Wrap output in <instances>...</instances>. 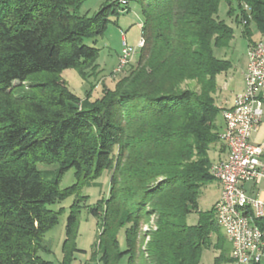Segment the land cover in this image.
Listing matches in <instances>:
<instances>
[{"label":"trees","instance_id":"16d2710c","mask_svg":"<svg viewBox=\"0 0 264 264\" xmlns=\"http://www.w3.org/2000/svg\"><path fill=\"white\" fill-rule=\"evenodd\" d=\"M85 1L0 0V264H52L39 253L64 210L49 206L70 197L77 199L67 218L65 262L84 252L76 244L78 198L106 171L109 195L91 210L102 221L96 254L103 264L124 257L128 264H200L210 247L218 252L215 264L234 262L215 207L203 213L198 206L201 189L215 179L211 147L223 141L219 77L233 68L215 55L235 39L219 11L226 1L251 40L253 26L264 34V0H127L141 4L145 45L130 74L95 102L72 93L62 73L84 76L99 67V49L88 42L124 7L116 0L89 17L80 14ZM27 82L29 90L19 93ZM41 164H59L56 179L48 180ZM70 170L76 183L61 189ZM194 212L199 222L190 226ZM151 217L155 228L144 234Z\"/></svg>","mask_w":264,"mask_h":264},{"label":"rangeland","instance_id":"374dc122","mask_svg":"<svg viewBox=\"0 0 264 264\" xmlns=\"http://www.w3.org/2000/svg\"><path fill=\"white\" fill-rule=\"evenodd\" d=\"M116 0H86L80 8L81 15L89 17L94 16L106 5L112 4ZM237 7L236 4H234ZM124 10L120 11L119 16L111 15V23L105 34L97 38L94 42L89 41L88 44L95 46L99 49L100 55L97 60V67L94 70L88 71L84 76L76 69H67L63 71L62 78L69 90L78 96L82 101L95 102L103 96L104 89L107 87L114 90L117 83L128 76L135 68L141 55V48L137 47L138 42L142 37V23L143 18L141 15V4L134 2L128 6H123ZM230 7L226 1H222L220 5L219 17L225 20L235 30V40L232 49H226L227 56L232 57L234 61V68L231 75L234 76L233 80H239V85L235 84L221 96V103L225 100H231L237 88L240 87L241 72L240 69L244 65V59L247 49V40L242 34L241 27L236 23L235 16H229ZM254 31H257L253 26ZM128 45L135 50V53L130 59L129 64L123 69L120 68L119 61L123 52V44ZM260 42V41H259ZM249 50V49H248ZM224 50H215V55L222 58L221 54ZM248 59V52H247ZM248 67V64H247ZM120 69V70H119ZM247 72V71H246ZM236 75V77H235ZM246 75V74H245ZM236 78V79H235ZM31 82L24 83L19 93L27 92L31 86ZM246 83V81H245ZM18 84V83H16ZM190 85V84H189ZM188 87H194L191 84ZM236 98V97H235ZM235 101V100H234ZM224 116V114H223ZM225 121V120H224ZM225 130V129H224ZM223 133V132H222ZM218 144L211 147L210 157L213 162L216 160V151ZM39 170L43 172L48 180H54L60 169L59 164L54 165H38ZM111 172L106 171L101 178L90 183L86 186L78 198L82 206L79 235L77 238V248L84 252H74L69 262H65L66 254L64 253V242L66 240V224L67 218L70 213V208L77 197H70L60 203L49 206V209L59 211L63 209V213L59 215V223L51 229L44 238L42 243L43 249L40 251L39 256L52 264H103L101 255L98 251V241L102 230V221L100 218L95 217L91 210L101 205L109 195L111 187ZM76 183L75 170H70L65 174L61 181V189L68 188ZM221 184L217 179H214L208 185L203 187L200 191L198 206L199 212H208L213 210L216 203L220 199ZM103 210L100 211L99 216H102ZM199 222V213L194 212L187 218V223L190 226H195ZM155 228V217H151L148 222L143 223L144 234L149 230ZM119 241L121 249L125 250L126 241L124 231L120 233ZM215 238H213V242ZM149 238L145 239L142 248L147 249ZM232 258V250H231ZM218 257V252L214 247L204 248L201 256L200 264H215ZM234 262L226 264H238L233 258ZM119 264H128V257H124Z\"/></svg>","mask_w":264,"mask_h":264},{"label":"built area","instance_id":"2783aa9c","mask_svg":"<svg viewBox=\"0 0 264 264\" xmlns=\"http://www.w3.org/2000/svg\"><path fill=\"white\" fill-rule=\"evenodd\" d=\"M126 7L127 0H119ZM142 38L138 48H143ZM118 65H128L135 53L124 42ZM245 90L238 94L231 108L224 111L226 131L223 142L228 158L213 165L221 184V202L215 212H223L231 227H238L236 262L246 258V264H264V184L259 195L250 196L244 186L264 182V144L251 143L252 135L259 130L264 115V40L254 43L248 50V67ZM225 207H233V216H225Z\"/></svg>","mask_w":264,"mask_h":264},{"label":"crops","instance_id":"0c3cea01","mask_svg":"<svg viewBox=\"0 0 264 264\" xmlns=\"http://www.w3.org/2000/svg\"><path fill=\"white\" fill-rule=\"evenodd\" d=\"M241 29H242V27H241ZM262 40H264V34H261L258 31H254V35H253L252 39L251 40H247V49H246V54H245V59H244V65L240 69V72H241L240 87L237 88V90L235 91L234 96H233V98L231 100H229V101L225 100V102H223V103H221V101H220L221 96L229 89V87L233 86L234 84L236 86H238L239 85V82H238L239 80H233V82L234 81L235 82H234V84L232 83V78H234V76L231 75L230 72L233 71V68L235 66L233 58L230 57V56L228 57L226 52H223L221 54L222 58L230 60L232 62V64H233V68L228 72V74H225V75H222V76L219 77L218 105L220 107H222L223 109L231 108L233 106V104H234L235 97L245 90V86H246L245 74H246V71H247V64H248V59H247L248 49L250 48V46L252 44L257 43V42L262 41ZM233 43H234V41L232 42V46H233ZM127 45H128V43H127ZM235 77H236V75H235ZM237 83H238V85H237ZM261 97H262V99L264 101V93L262 94ZM220 123L222 125L221 127H222V132H223L224 131L223 129H225L223 116L220 119ZM251 143H253V144H264V115H263L262 122L260 124L259 130L257 132H255L252 135V137H251ZM216 152H217L216 153V159H215L216 161L214 162V164H216L219 161L227 160L229 152H228V148H227V145L225 144V142L221 141L218 144V149H217ZM262 160L264 161V155L262 157ZM263 184H264V182H262L259 185H255V184H251L250 183V184H246L244 186V188H245V190H246L248 195L257 196V195H259V190L262 189ZM220 196H221V188H220ZM262 196H264V194Z\"/></svg>","mask_w":264,"mask_h":264},{"label":"bare ground","instance_id":"6f19581e","mask_svg":"<svg viewBox=\"0 0 264 264\" xmlns=\"http://www.w3.org/2000/svg\"><path fill=\"white\" fill-rule=\"evenodd\" d=\"M130 62V59H128V63ZM124 65H120V68H124ZM120 70V69H119ZM224 119H225V114H224ZM226 131V121H225V130L221 134V139L223 140V137L225 135ZM217 164V163H216ZM215 165V164H214ZM215 179L219 181V176L217 171H212ZM218 202H221V197ZM217 206V204H216ZM215 206V208H216ZM217 214V220L221 228L223 229L224 233L226 234L228 240L232 244V258L236 261L235 259V254H237V247L236 243H239V236H232V234H238V227H231L230 223L226 218H224L223 212H216ZM225 216H233V207H225ZM239 264H246V258H239Z\"/></svg>","mask_w":264,"mask_h":264}]
</instances>
